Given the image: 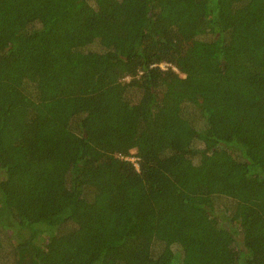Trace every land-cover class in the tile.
I'll return each mask as SVG.
<instances>
[{
	"label": "trees",
	"instance_id": "trees-1",
	"mask_svg": "<svg viewBox=\"0 0 264 264\" xmlns=\"http://www.w3.org/2000/svg\"><path fill=\"white\" fill-rule=\"evenodd\" d=\"M0 264H264V0H0Z\"/></svg>",
	"mask_w": 264,
	"mask_h": 264
},
{
	"label": "built area",
	"instance_id": "built-area-1",
	"mask_svg": "<svg viewBox=\"0 0 264 264\" xmlns=\"http://www.w3.org/2000/svg\"><path fill=\"white\" fill-rule=\"evenodd\" d=\"M130 158L134 161L135 165L139 168V167H140V164H139V157H137V156H132V157H130Z\"/></svg>",
	"mask_w": 264,
	"mask_h": 264
},
{
	"label": "clouds",
	"instance_id": "clouds-1",
	"mask_svg": "<svg viewBox=\"0 0 264 264\" xmlns=\"http://www.w3.org/2000/svg\"><path fill=\"white\" fill-rule=\"evenodd\" d=\"M132 156H137L136 155V151H133V153L131 154V155H129V156H127V158L129 159V160H131L133 163H134V161L130 158V157H132ZM138 157V156H137ZM135 164V163H134ZM140 164V163H139ZM136 166V165H135ZM136 168L139 170V168L136 166Z\"/></svg>",
	"mask_w": 264,
	"mask_h": 264
}]
</instances>
